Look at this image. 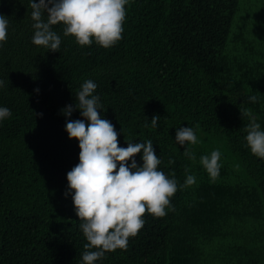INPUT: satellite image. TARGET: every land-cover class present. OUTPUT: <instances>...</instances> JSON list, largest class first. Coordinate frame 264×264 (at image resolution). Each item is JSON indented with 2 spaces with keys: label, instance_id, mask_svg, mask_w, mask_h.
Listing matches in <instances>:
<instances>
[{
  "label": "trees",
  "instance_id": "16d2710c",
  "mask_svg": "<svg viewBox=\"0 0 264 264\" xmlns=\"http://www.w3.org/2000/svg\"><path fill=\"white\" fill-rule=\"evenodd\" d=\"M126 8L113 47H81L58 24L61 45L51 52L31 43L29 0H0L9 20L0 107L12 112L0 121V264H81L87 241L71 193L63 195L80 149L61 109L77 103L85 80L97 84L119 147L151 140L161 171L179 185L196 177L163 218L142 217L126 251L96 264H264V159L247 147L249 119L239 111L251 109L264 130V0H129ZM68 119H82L79 110ZM180 127H192L199 142L177 144ZM217 149L212 181L200 157Z\"/></svg>",
  "mask_w": 264,
  "mask_h": 264
},
{
  "label": "clouds",
  "instance_id": "9594fccd",
  "mask_svg": "<svg viewBox=\"0 0 264 264\" xmlns=\"http://www.w3.org/2000/svg\"><path fill=\"white\" fill-rule=\"evenodd\" d=\"M128 4L129 0H29L34 21L31 43L59 52L61 38L53 26L62 24L63 35L74 37L81 47L95 41L105 49L111 48L122 39ZM8 25V18L0 13V46L7 41ZM3 86L4 81L0 80V89ZM96 88L94 81L85 80L76 94L77 103L61 109L66 118L64 130L69 139L78 141L80 149L79 162L66 174L68 183L63 195L67 197L71 193L75 214L87 241L81 264H96L106 253L126 251L129 239L143 228L142 217L146 213L163 218L167 209L172 208L171 198L175 193L196 183V177L188 174L184 184L179 185L174 172L170 177L161 171V160L151 140L144 143L126 141L127 147H119L115 126L101 116L103 105L100 97L94 95ZM248 101L257 102V96H249ZM77 109L82 119H68ZM239 111L249 119L244 129L247 147L253 155L264 159V130L257 123V116L251 109L241 107ZM11 115L9 108L0 107V121ZM159 119L158 115H153V128L158 127ZM175 141L181 146L199 142L192 127L178 128ZM141 153L142 165L135 159ZM183 155L192 161L196 159L187 148ZM220 157L218 149L200 157V164L212 181L219 175ZM173 163L174 160L169 159L168 164ZM184 171L188 173L189 169L185 167Z\"/></svg>",
  "mask_w": 264,
  "mask_h": 264
}]
</instances>
